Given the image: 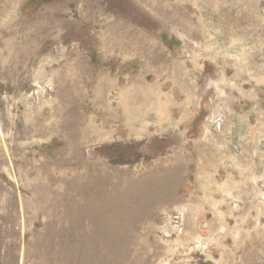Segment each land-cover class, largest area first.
I'll return each instance as SVG.
<instances>
[{
  "label": "rangeland",
  "instance_id": "1",
  "mask_svg": "<svg viewBox=\"0 0 264 264\" xmlns=\"http://www.w3.org/2000/svg\"><path fill=\"white\" fill-rule=\"evenodd\" d=\"M0 264H264V0H0Z\"/></svg>",
  "mask_w": 264,
  "mask_h": 264
}]
</instances>
